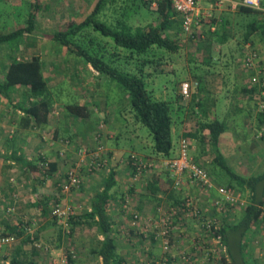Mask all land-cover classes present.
Returning a JSON list of instances; mask_svg holds the SVG:
<instances>
[{"label":"rangeland","instance_id":"obj_1","mask_svg":"<svg viewBox=\"0 0 264 264\" xmlns=\"http://www.w3.org/2000/svg\"><path fill=\"white\" fill-rule=\"evenodd\" d=\"M30 1L0 0V32L10 31L25 24ZM44 1L49 5V10L37 18L36 28L38 32L46 34L55 30L60 23L75 18L79 20L85 16L87 13L84 9H87L88 4H91L93 0ZM122 8L123 18L130 21L136 20L138 10L148 11L153 7L147 0H134V2L130 0L123 2ZM155 9H153L154 12ZM257 11L259 14L250 15V22L256 17L264 21V10ZM101 15L103 19L113 24L114 17L109 12L104 10ZM253 39L259 40L261 37L254 34ZM78 41L93 53L109 57V59L105 57V61L118 70L143 73L145 87L150 96L156 100L168 101L170 105H173L171 116H175L174 110H178L173 95L176 80L158 76L153 79V83L144 63L145 56H140L123 47L114 49L109 38L98 31H93L91 27L80 33ZM261 44L260 46L249 44L244 49L245 53L248 51L256 53L253 64L244 61L246 54L243 53L244 67L248 69L246 73L244 72V77L247 74L248 85L252 90L249 93L250 96L243 94L247 96L248 101L244 103L241 117L234 118L229 115V112L223 117L227 129L220 140V148L228 165L236 173L246 176L264 170V43L261 42ZM5 46L0 47V79L3 77L6 64L10 61L9 54L19 59L38 56L49 88L50 119L43 128L22 129L17 126L15 120L19 114L15 113L11 104L20 96L19 92L12 95V102L0 100V152L8 155L12 154L13 149H17L29 158H35L39 154L57 161L58 170L48 178V187H45L47 183L42 186L43 191L50 193L49 196L44 195L47 198L42 204H45V210L42 209L41 215L52 223L54 227L52 234L60 231L64 243L67 244L62 252V264H72L80 260V254L88 245L87 241L94 246L99 245L95 229L86 223L72 226L74 232L71 236L67 235V230L65 228L61 230L57 220L54 222L53 210L55 205L61 202L72 207V215L81 212L80 205L85 207L82 201L80 205L78 203L75 205L65 197L72 192L75 194L81 191L85 193L88 190L92 192L95 185L96 187L100 185L104 166H100L102 172H93L96 167L91 168L92 173L87 171L90 166L92 167V162L95 163L91 155L97 154L101 145L111 155L109 158L111 157L112 164L116 163V168L126 170L124 174L119 172L121 178L112 190L113 197L110 202L113 222H117L114 227V236L118 253L124 257L122 264H233L229 261L225 246L220 242L215 230L221 228L223 223L235 221L241 215L249 200V192L231 181L230 177L212 162V155L208 151L202 152V144L199 143L198 138L193 141L192 154L199 165L207 170L215 184L227 185L239 195L237 203L223 205V208L219 209L214 205L216 194L212 189H205L196 184H188L181 189L172 187V179L165 167L166 157L153 153V136L146 126L135 121V112L131 108L127 93L115 82L99 77L91 67L88 68L61 44L44 39L42 36L27 34L18 47ZM117 56L116 61L109 62ZM253 78L255 80H252ZM190 88L192 91L197 86L194 87L191 83ZM226 92L211 98L213 105L221 107L219 114L224 113L222 108L226 107L231 100L238 103L235 100L242 97L240 91L238 92L236 87L231 85ZM191 93L185 99L184 105L183 103L181 105L186 108L185 111L188 114L185 121L194 128L210 119L208 116L200 117V113L194 111V103L190 99ZM85 101L88 106L95 109L92 121L72 116L65 108L66 104ZM111 107H120L125 120L131 124L136 122L133 131L137 135L120 137V144L125 152L119 156L113 155L112 151L106 148L107 140L111 143L114 135L111 132L113 129L105 120V113ZM205 111H208L210 116L217 114H212L206 107ZM101 129L107 132L105 135L107 137L103 140L96 134ZM134 137L140 142L141 148L138 146L136 150L137 153L141 151V156L134 155L133 150H129L124 145L130 141L133 142ZM115 139L118 137L115 136ZM205 148L207 147L204 146ZM138 164L143 165L139 173L135 171V167L130 166ZM1 167L3 176L0 187L5 188L7 184L10 185L8 191L14 200H8L14 203L9 202L10 204L6 207L2 204L0 196V215L1 211H4V216L8 213L11 216L15 213L17 202L13 196L17 191L16 183L21 182L24 185L23 188L21 187L22 190L29 189L31 174L25 168L11 162H5ZM69 170L77 172L78 176L83 178V183L71 192L62 193L58 185L64 182H61L62 178ZM34 175L35 179L43 177L39 172ZM35 184L39 185V183L34 182V190ZM187 196L192 198L193 205L198 208L197 214L184 208L183 199ZM19 224L21 225V221L18 222ZM28 225L31 227L32 224ZM34 226L32 225L30 232L32 240L37 229ZM46 235L51 236V233ZM245 238L249 240L251 252L255 250L253 253L257 255V248H261L262 261L256 259L253 264H264V214L253 223ZM37 243H39L37 249L41 245L44 247L40 240ZM69 250L74 252V257L72 256L71 259L68 257Z\"/></svg>","mask_w":264,"mask_h":264},{"label":"trees","instance_id":"obj_2","mask_svg":"<svg viewBox=\"0 0 264 264\" xmlns=\"http://www.w3.org/2000/svg\"><path fill=\"white\" fill-rule=\"evenodd\" d=\"M112 1L95 0L91 12L81 21H66L60 23L51 33L44 34L37 31L35 21L38 13L46 10L47 7L41 0H31L25 24L10 31L0 32V47H4V45L9 48L18 47L24 35L27 34L42 36L44 39L61 44L67 51L86 65H89L99 77L115 82L127 93L131 108L135 112V121L146 126L153 136L152 150L157 156L161 155L162 157H166V160L176 157L180 148L181 138H188L191 147L193 146V141L198 138L199 143L202 144V152L208 151L212 155V162L222 169L230 177L231 181H234L241 189L249 192V200L241 215L235 221L223 223L221 228L215 230L220 238V242L225 246L226 252L231 259L230 261L233 264H237L236 253H240L242 250V238L249 232L253 223L259 220L264 214V171L259 174L246 176L236 173L228 165L219 143L222 134L227 129V125L224 120L218 118H212L206 123L198 124L194 131L187 130L180 137L177 146L174 147L171 132L173 123L171 105L166 100H156L150 96L145 87L142 77L143 73L118 70L115 66L105 61L104 54L93 53L78 41L80 33L91 27L93 31H98L104 37L111 39L115 45L129 49L131 52H136L140 56H144L147 49L153 45L171 52L179 49L180 45L178 42L166 32L169 17L172 15L171 13H174L171 0H160L157 2L155 12L163 16L161 21L135 28L129 26L123 19H119L117 23L111 24L100 17L101 13ZM240 8L249 12L256 11L244 6H240ZM251 25H254V23H251ZM256 28H259V26H256ZM8 58L10 61L6 64L3 70V77L0 79V100L12 102V95L19 92L18 94L20 96L11 104L15 113L19 114L15 120L17 126L23 129L43 128L48 123L51 109L48 99L49 88L44 78L42 62L38 56H32L29 59H19L9 54ZM106 58L109 59L107 56ZM113 58L115 59H110V63L116 61L118 56ZM65 108L72 116L83 119L89 116L87 103H69L65 105ZM117 108L123 117L120 107ZM111 109L113 108L111 107L106 111L105 120L109 119ZM122 120L131 124L124 118ZM134 123L131 126H134ZM204 129L208 130L207 134L203 133ZM96 134L102 140L107 137L105 136L107 132L104 129H101ZM204 146L207 148L204 149ZM192 153L191 148L190 155L192 160L196 164H199ZM109 155L103 145L99 146L97 154L91 155L95 163L92 162V167L90 166L87 172H91V168L93 167H96L93 172L104 171L101 173L100 185L97 187L95 185L92 190L90 209L84 210L81 215L77 212L75 215L71 214L72 216H68L64 222H61L54 215V222L57 220L61 226V230L65 228L68 233L67 235L70 236L74 232L72 226L86 223L90 227H93L95 229V235L102 236L101 239H98L99 245L94 249V253L101 258L102 264H122L124 258L118 253L114 236V222L110 213V202L113 197L112 190L116 185V163L112 164ZM2 156L16 162L23 168H27L32 175L39 172L43 178L54 175L58 170L57 161L50 160L44 155L40 156L37 154L35 158H28L17 149H13L12 154L8 155H3L0 152V158ZM100 166H104V168L101 170ZM130 166L131 168L135 167L134 165ZM69 171L62 178L61 182H64L58 185L62 193L71 192L72 189H77L80 183H83V178H80L77 172L74 171L78 178V183H73L67 190H64L63 186L69 182ZM19 227L20 230L18 231L16 228L14 229L16 232L12 235L13 238L25 234L22 224H19ZM1 234L11 236L7 233ZM25 235L24 240L31 242L33 248L37 249V246L34 245L35 241L38 242L36 239L37 233H35L33 240L30 232L28 233L27 230ZM68 253L70 259L74 257L72 250H69ZM22 263L38 264L36 261H28L25 257ZM8 264H17V260L12 258Z\"/></svg>","mask_w":264,"mask_h":264},{"label":"crops","instance_id":"obj_3","mask_svg":"<svg viewBox=\"0 0 264 264\" xmlns=\"http://www.w3.org/2000/svg\"><path fill=\"white\" fill-rule=\"evenodd\" d=\"M41 1L47 8L46 10L40 11L38 13L36 21L39 16L41 17L42 14L48 12L49 10V5L45 3L44 0ZM94 1L95 0H93L91 4H88L87 9H84V11L87 13H85V16L79 20H75V18L69 21H81L91 12ZM129 1L130 0H113L105 8V12H109L110 15L114 17L113 24L117 23V20L123 19L129 26L135 28L161 21L163 16L153 11V9L157 6V2L160 0H147L153 7L152 9L148 10L151 12L146 10H138L139 13L137 12L138 14L136 20H125L122 16V5L123 2ZM131 1L134 2V0ZM235 1L238 2L240 0H197V6L201 13V22L194 29L192 34H187L182 30L180 17L174 11V13H171L172 15L169 17L167 26L168 28L166 29V32L178 42L180 45L179 49L175 52H171L164 48L153 45L145 52V64L149 70L148 76L151 78L152 82L153 79L157 78L158 76H161L164 79L168 78V80L170 78L176 80V88H174L173 95L175 96V104L178 110H174L175 116L172 117L173 123L171 127L174 147L177 146L178 141L183 133L189 129H192V131L195 130V127L193 128L188 124V122L185 121L188 114L185 111L186 108L182 107L181 103L184 105L185 99L187 97L184 96V98L179 91L180 86L183 83H192L193 86L194 83H196L197 88H194L192 91H190L192 92L190 99L194 103V111L196 113L199 112L200 117L208 116L209 119L213 117L218 119L222 118L221 120H223V117L227 116L228 112L229 115L234 118L242 116L241 111L245 106L244 103L248 101L247 96H244L243 94L250 96L249 93L252 90L250 85H248L247 74L244 77V72L248 69L244 67L243 53H245L244 49L247 48L249 44L260 46L262 45L261 42L264 43V21H261L256 17V19H253L250 22V15L259 14V12L257 10L252 12L245 11L240 8V6L234 7L230 3ZM260 10H264V1L262 3V9ZM100 17L103 19L102 15H100ZM251 23H254V25H251ZM256 26H259V28H256ZM254 34L258 35V37H261V39H253ZM111 42L114 46H116V48L113 46L114 49H118V47H120L115 45L112 40ZM87 67L90 68L89 65H87ZM230 85L232 87H236V90L238 92L240 91L242 97H240L239 100H235L238 103L233 102L234 100H231L228 104H226V107L224 106L222 108V112L224 113L219 114V108L221 109V107L218 108L216 105H213V100L211 98H216L217 95L222 94L223 92L225 93L227 90H229ZM86 101L82 104H85ZM208 104H210L209 107ZM87 107L89 108V116H87L86 119L92 121L95 109L88 105ZM172 107L173 105H171V109ZM205 107L209 108V111L212 112V114H217L215 116H210L208 111H205ZM112 108L113 109H111L110 117L106 121L108 126L113 129L111 132H113L114 135L111 143H109L110 141L107 140L106 148L111 150L113 155L119 156L125 152V149L121 147L120 137H130L137 135V133L133 131L134 126H131L132 124L122 120L123 117L121 116L118 108ZM203 133L207 134L208 130L204 129ZM115 136L118 137V139H115ZM219 143H221V141ZM124 145L129 150H133L134 155L141 156V151H138L137 153L136 150L138 149V146L141 148L140 142L136 137H134L133 142L130 141L127 143V145ZM5 162H11L20 166L16 162L2 156L0 158V184L2 182L3 176L1 174V166ZM25 169L28 170L27 168ZM125 171L126 170L122 168H116V185L118 184V179L121 178L120 173L122 172L124 174ZM263 171L264 170L260 171L259 173ZM34 176L35 175L31 174L29 177L30 188L27 190L21 189L22 186L24 187L21 182L16 183L18 185L17 191L14 192L15 195L13 194L15 200L17 201L15 203V213L11 216L9 215L10 213L4 216V211H1L0 233H7L11 236L14 235V232H16L14 231L15 228L17 231L20 230L18 222L21 221L22 228L26 234V225L32 224L34 226L35 224L34 227L37 228L35 230V233H37L36 239L38 242L40 240L42 244H44V247L41 245L39 249L33 248L31 242L24 240L26 235H20L17 238L15 237L13 242L9 243L1 250L0 264H8L12 258L17 260V264H23L22 261H24V257L28 261H36L37 263L42 264H62V252L64 246L67 244L64 243L60 231H56L54 234H52L54 230L52 223L45 220L41 215L43 214V210H45V204H42L45 202V198H47L44 195L48 194L49 196L50 193L43 191L42 186L43 184L47 183V186L45 187H48L49 177H39L38 179H35ZM6 178L7 175L5 174V180ZM34 182H38L41 187H39L38 184H35L34 190ZM8 186L10 185L7 184V187L5 188H3V186L0 187L2 204H4L6 207L8 204L14 203V201L13 203L12 201H9L14 200V198H12L10 195ZM91 194L92 192L90 190L86 191L85 193L82 191L76 194L72 192L69 193L65 198L68 201L73 202L75 205H80L82 201V203L85 205V207L80 205V213H82L84 210L90 209ZM33 196L36 197L34 198ZM83 198H85V200H83ZM29 221H31V223H29ZM115 225H117V222L114 221L113 228ZM48 233H51V236L46 235ZM245 237L242 238L241 252L236 253L237 264H253L256 259L261 262V248H257V255L256 253H253L255 250H252L251 252L248 245L249 240L247 241ZM97 238L101 239L102 236L99 235ZM86 244L88 245L80 254V260L75 261L72 264H102L101 258L96 253H94V249H96L97 246H94L90 241H87ZM34 245L39 246V243L35 241ZM228 259L229 261L231 260L229 256Z\"/></svg>","mask_w":264,"mask_h":264},{"label":"built area","instance_id":"obj_4","mask_svg":"<svg viewBox=\"0 0 264 264\" xmlns=\"http://www.w3.org/2000/svg\"><path fill=\"white\" fill-rule=\"evenodd\" d=\"M172 7L174 11L178 14L181 21L182 30L187 34H192L194 29L201 22V13L197 6V0H171ZM264 0H240L238 2L230 3L232 6H244L249 7L254 10L262 9V3ZM245 62L248 64H253V59H255L256 53L248 51L245 53ZM252 80H255L253 78ZM193 86V85H192ZM196 86V83H194ZM191 84L183 83L180 86V93L184 97H188L191 91ZM184 97V98H185ZM191 144L188 138H181L180 148L178 150L177 156L166 160L165 167L169 172V176L172 179V185L174 188L181 189L187 187L188 184H196L205 189H214L216 192V197L214 200V205L222 209L223 205H233L238 202L239 195L227 185H217L213 182V179L207 172L205 168L201 165L196 164L190 155ZM143 165H135V171L137 173L141 172ZM68 180L63 189L67 190L69 186L73 183H78V178L73 170L68 172ZM183 206L186 209H190L193 213L197 214L198 208L193 205L192 198L187 196L183 199ZM72 207L68 204L57 203L54 207L53 214L56 215L61 222H64L73 211ZM25 229L31 232V227L26 225ZM14 238L13 236H5L0 233V251L10 243ZM73 256V255H72Z\"/></svg>","mask_w":264,"mask_h":264}]
</instances>
